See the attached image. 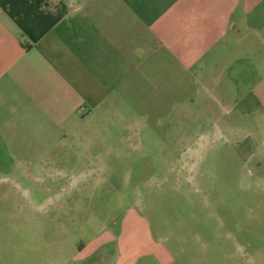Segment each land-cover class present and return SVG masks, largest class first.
I'll return each mask as SVG.
<instances>
[{
  "label": "crops",
  "instance_id": "0c3cea01",
  "mask_svg": "<svg viewBox=\"0 0 264 264\" xmlns=\"http://www.w3.org/2000/svg\"><path fill=\"white\" fill-rule=\"evenodd\" d=\"M254 59L264 66V0H0V198L29 181L64 200L81 161L106 169L65 155L118 151L90 137L129 131L161 147L164 169L225 140L235 168L264 170ZM133 231H99L71 264H136Z\"/></svg>",
  "mask_w": 264,
  "mask_h": 264
},
{
  "label": "rangeland",
  "instance_id": "374dc122",
  "mask_svg": "<svg viewBox=\"0 0 264 264\" xmlns=\"http://www.w3.org/2000/svg\"><path fill=\"white\" fill-rule=\"evenodd\" d=\"M251 68L245 78L253 81L264 66L254 59ZM124 133L90 137L118 151L89 147L65 155L106 169H86L81 161L64 200L51 201L29 181L0 198V264H71L99 231L117 236L127 225L136 264H264V170L235 168L225 140L215 154H186L187 168L172 153L164 169L161 147ZM8 173L0 169V176Z\"/></svg>",
  "mask_w": 264,
  "mask_h": 264
},
{
  "label": "built area",
  "instance_id": "2783aa9c",
  "mask_svg": "<svg viewBox=\"0 0 264 264\" xmlns=\"http://www.w3.org/2000/svg\"><path fill=\"white\" fill-rule=\"evenodd\" d=\"M82 111V109L80 110V112Z\"/></svg>",
  "mask_w": 264,
  "mask_h": 264
}]
</instances>
